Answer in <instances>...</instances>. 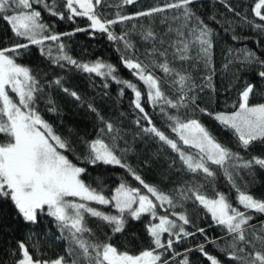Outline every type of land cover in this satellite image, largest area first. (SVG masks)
Wrapping results in <instances>:
<instances>
[{
	"label": "snow or ice",
	"instance_id": "obj_1",
	"mask_svg": "<svg viewBox=\"0 0 264 264\" xmlns=\"http://www.w3.org/2000/svg\"><path fill=\"white\" fill-rule=\"evenodd\" d=\"M136 3L121 0L109 18L105 9L113 5L108 0H0V21L12 34L7 44L0 41V203L11 202L17 216L31 226L42 217L50 218L58 233L53 236L47 227L43 235L29 232L26 239L16 241L3 264H191L192 252L209 264H226L209 246L228 264H264V219L257 215L264 216V198L248 191L257 167L264 170V156L246 157L240 151L264 144V91L244 75L252 72L264 82V58L246 47L229 46L219 68L215 62L220 29L236 41V28L247 25L264 38V0H254L251 6L260 23L237 11L230 0L210 3L223 4L232 19L213 12L207 20L194 7H203L200 0H157L153 6L123 14L124 6ZM42 12L55 19L46 22ZM78 17L87 18L86 27L55 30L56 20L75 23ZM145 18L147 24H133L119 33L113 30ZM81 32L90 38L105 34L117 46L120 63L143 88L121 79L118 68L102 58L88 62L73 57L64 38ZM33 46L47 70L39 63L23 62L33 55ZM53 69L102 78L100 99L108 96L110 82L122 86L121 98L125 90L131 91L136 127L132 141L154 139L174 153L153 154L156 162L163 158L166 165H161L156 182L142 175L151 159L137 165L128 161V153L135 149L123 126L125 113L106 117L96 98L86 99L65 86L66 76ZM217 77L227 80L225 96L234 93L235 98L231 103L226 98L223 109L210 111L200 106V97L218 94ZM55 89L95 115L94 137H78L84 147L80 155L70 136L45 118L62 115L53 97ZM254 97L262 102L253 103ZM153 112L166 130L157 127ZM203 116L229 132L239 150L220 141L202 122ZM68 131L71 135L72 129ZM101 166L119 167L124 175L115 185L103 175L89 177V168ZM173 175L176 178L170 179ZM221 176L237 194L235 205L217 187ZM245 176L253 179L246 181ZM201 215L210 217L207 227L196 223ZM89 218L96 219L95 229L89 227ZM132 222L142 225L139 240L138 232L129 230ZM213 227L222 235L209 236ZM197 236L202 240L177 250ZM48 239L63 241L64 254L44 258L41 241ZM133 243L135 247H130Z\"/></svg>",
	"mask_w": 264,
	"mask_h": 264
},
{
	"label": "trees",
	"instance_id": "obj_2",
	"mask_svg": "<svg viewBox=\"0 0 264 264\" xmlns=\"http://www.w3.org/2000/svg\"><path fill=\"white\" fill-rule=\"evenodd\" d=\"M121 0H108V3L113 5V7L105 9L108 13L109 18H112L117 11L115 5L119 4ZM231 4L236 7L237 11H240L242 14L248 16L249 19L254 20L256 23H260L259 18H255L251 13V6L254 3V0H230ZM157 3V0H137L136 5L134 6H124L123 14H130L138 10H142L153 6ZM200 4L203 5L201 8L198 5H194V7L199 9V14L203 16L206 20L209 15L213 12L217 13H225V15L232 19V14L228 13L223 4L220 3H210V0H200ZM43 19L51 23L55 18L50 17L47 13H43ZM219 18V17H218ZM149 21L147 18L141 19L138 21H131L125 25H115L113 30L119 33L121 30H131L133 24H147ZM89 22L87 18H76L75 23L64 20L59 21L56 20V31L58 32H68L72 31L75 27H86ZM214 28H218L219 26L212 24ZM235 35L239 37L238 40L233 41L231 39V34H224L222 29H220L217 33V40L219 43L215 49V62L217 68H219L224 49L231 46L234 49L240 47H246L248 49L256 51L258 55L264 58V38L258 35L256 30L249 28L247 25H241L236 28ZM12 34L8 28V26L0 21V41H3L5 44L8 43L9 38H11ZM133 41H136L138 37L133 33L132 37ZM259 41V43H257ZM64 42L69 46L70 54L78 60L82 61H94L97 58H102L103 60L112 63L118 68V74L121 79L131 80L134 83H138V86L143 88L142 84H139L135 80V78L131 75L129 70H127L120 63V53L116 51L117 46L108 41L105 34L97 33L95 38H90L88 33L81 32L76 33L71 37L64 38ZM33 55L31 57H25L24 63H31L33 66L39 63L41 67L47 70L46 63L41 59L39 52L35 46L32 48ZM53 71L57 72L60 75L66 76V84L68 86L79 93L82 94L84 98H96L95 104L100 110V112L106 117L119 116L121 112L125 113V117L123 118V126L128 129L127 139L129 142L133 143V147L135 149L134 152L128 153V161L133 165H137L138 163L151 159V167H144L142 175L148 182H156L159 178V173L161 171V165H164V160L161 158L158 162H156L153 154L158 151L161 153V156H173L174 153L171 152L170 149L162 148L160 143L154 139L145 138L143 140L136 139L134 142L132 141V135L136 131L135 125L132 123L134 110L131 108V99L132 93L130 90H125V95L121 98L118 96V90L121 85H116L110 82V87L107 89L108 96L100 99L98 93L101 91L102 78L93 76L89 77L87 74L81 73L73 69L71 72H62L59 69H53ZM158 75L161 73H157ZM246 77H248L251 82L258 85L262 91H264V82L257 80L252 72L244 73ZM217 93L214 94L211 92H207L202 94L200 97V106L208 107L209 110H221L224 108L225 99H228V103H231V100L235 98V94L233 93L232 97H226L224 94V87L227 84V80H221L219 77L215 80ZM95 84V87H93ZM53 97L56 100L60 111L62 113L61 117L57 118L51 114L47 115L45 118L50 122L55 121V123L59 126V131L64 136H70L73 140V146L75 148L76 154L80 155L84 152V147L82 144L78 142V137H82L84 139H91L95 135V125L96 118L93 113H90L86 107H80L78 104L69 96L61 92L59 89H55L53 91ZM253 103L262 102L259 97H254L252 100ZM152 115L156 116L157 127H160L161 130H166L162 127L160 123L159 116L153 112ZM202 122L206 127L213 132L214 135L218 137V139L230 147L236 149L235 140L233 136L226 131H223L217 123L212 120L208 116H203ZM60 120L63 123H60ZM69 129H72L71 135L69 134ZM242 155L246 157H250L251 155L256 156H264V144L259 142L255 143L247 153L243 150H240ZM70 158H73L70 155ZM166 167V165H164ZM97 175H103L107 178V183L110 185H115L118 182V179L124 175V170L119 167H106L101 166L95 169L89 168V177H95ZM89 177H86V181L91 182ZM176 177L173 175L170 179H175ZM253 178L245 176V180H252ZM171 184H166L165 187H170ZM217 187L220 191L227 192L233 202L236 204V192L230 189L229 185L225 182L223 177L221 176L217 182ZM248 191L254 194L257 197L264 198V170H261L257 167L254 174V182L250 183ZM103 210V209H102ZM241 210L243 208L241 207ZM259 219H264V216H260ZM210 222V217L205 218L201 215V219H198L196 223L201 227H207ZM255 222V221H254ZM89 227L93 229L96 228L97 221L95 218L88 219ZM51 229V234L53 236L58 235L55 227H53L51 219L48 217H42L41 221L36 226H31L26 224L21 220L20 217L17 216L16 210L11 204V202L0 203V264H3V261H7L10 259L8 252L10 249L15 248L16 241L26 239L29 232H36L39 235H43L45 228ZM142 229V225L137 222H132L130 226V231L136 230L138 232L137 240H139L140 236L143 233L140 231ZM107 231V229H105ZM99 234V233H98ZM209 236H218L222 235L221 230L218 227H213L208 231ZM202 240V237L197 236L196 241L189 239L184 243L183 246H179L177 248L178 251H182L183 247L192 246L197 241ZM130 247H135V243L130 244ZM41 250L44 258H55L58 255H63L65 250V244L60 240H52L48 239L46 241H41ZM208 250L213 254H218L221 260H225L226 258L217 253L215 249L211 246L208 247ZM191 264H209V262L201 256L198 252H192L190 254Z\"/></svg>",
	"mask_w": 264,
	"mask_h": 264
}]
</instances>
